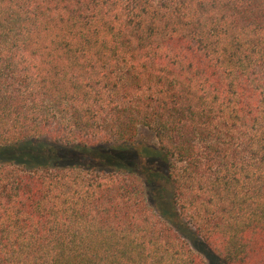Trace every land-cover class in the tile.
I'll use <instances>...</instances> for the list:
<instances>
[{
  "label": "trees",
  "instance_id": "1",
  "mask_svg": "<svg viewBox=\"0 0 264 264\" xmlns=\"http://www.w3.org/2000/svg\"><path fill=\"white\" fill-rule=\"evenodd\" d=\"M194 242L264 264V0H0V264H208Z\"/></svg>",
  "mask_w": 264,
  "mask_h": 264
},
{
  "label": "rangeland",
  "instance_id": "2",
  "mask_svg": "<svg viewBox=\"0 0 264 264\" xmlns=\"http://www.w3.org/2000/svg\"><path fill=\"white\" fill-rule=\"evenodd\" d=\"M153 140L152 137L150 135V133H148L145 130H142L140 133V137L138 139L137 142H135L132 145H125V146H113L111 149L113 150H117V151H123L122 153L124 154H133L136 153V156L133 154V158L130 162H124V166L129 168V169H135L138 170L141 167H144V165L147 163L145 161L146 156H150L152 155L151 152L147 153V145H152ZM65 151V149H64ZM113 152V151H112ZM151 153V154H150ZM60 154L63 155V150L60 151ZM92 154H100L99 159L101 160H105V161H110L112 159H116V157H111L112 153L110 152H106V151H102V153H92ZM148 154V155H147ZM108 156V157H107ZM182 232H184L186 234V231L183 230V228H180ZM185 237H189L186 236ZM190 242V241H189ZM193 249H195L197 252H199L202 257H204V259L206 260V262L208 264H221L219 263L215 258H213L207 251V249L205 248V246H203L202 244L200 245L197 242H194V244H191Z\"/></svg>",
  "mask_w": 264,
  "mask_h": 264
}]
</instances>
